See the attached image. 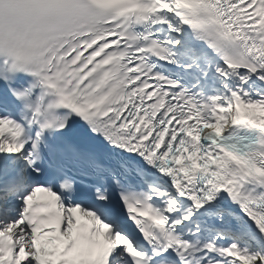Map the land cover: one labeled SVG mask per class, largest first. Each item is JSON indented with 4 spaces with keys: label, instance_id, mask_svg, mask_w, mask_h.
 <instances>
[{
    "label": "snow or ice",
    "instance_id": "6c2138e0",
    "mask_svg": "<svg viewBox=\"0 0 264 264\" xmlns=\"http://www.w3.org/2000/svg\"><path fill=\"white\" fill-rule=\"evenodd\" d=\"M0 264H264V0H0Z\"/></svg>",
    "mask_w": 264,
    "mask_h": 264
}]
</instances>
